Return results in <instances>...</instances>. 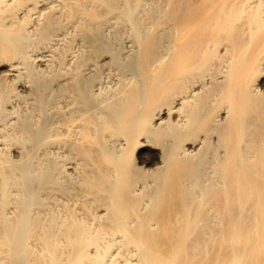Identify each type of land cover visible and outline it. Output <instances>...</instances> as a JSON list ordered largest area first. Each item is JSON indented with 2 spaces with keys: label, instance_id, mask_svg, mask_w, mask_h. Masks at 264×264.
Instances as JSON below:
<instances>
[{
  "label": "bare ground",
  "instance_id": "bare-ground-1",
  "mask_svg": "<svg viewBox=\"0 0 264 264\" xmlns=\"http://www.w3.org/2000/svg\"><path fill=\"white\" fill-rule=\"evenodd\" d=\"M0 264H264V0H0Z\"/></svg>",
  "mask_w": 264,
  "mask_h": 264
}]
</instances>
